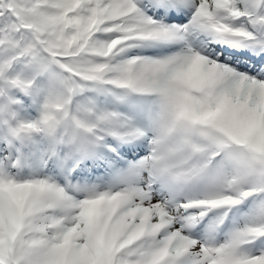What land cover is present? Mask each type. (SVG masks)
I'll use <instances>...</instances> for the list:
<instances>
[{
    "label": "snow or ice",
    "instance_id": "6c2138e0",
    "mask_svg": "<svg viewBox=\"0 0 264 264\" xmlns=\"http://www.w3.org/2000/svg\"><path fill=\"white\" fill-rule=\"evenodd\" d=\"M0 264H264V0H0Z\"/></svg>",
    "mask_w": 264,
    "mask_h": 264
}]
</instances>
